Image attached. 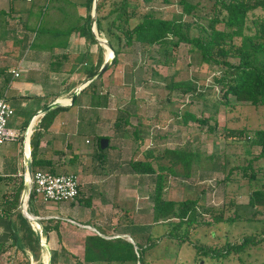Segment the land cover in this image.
Listing matches in <instances>:
<instances>
[{
  "label": "rangeland",
  "instance_id": "rangeland-1",
  "mask_svg": "<svg viewBox=\"0 0 264 264\" xmlns=\"http://www.w3.org/2000/svg\"><path fill=\"white\" fill-rule=\"evenodd\" d=\"M149 7L163 17L181 12V6L176 0H150L147 4L141 3L137 15H141ZM108 8L107 3L102 11L106 12ZM183 19L205 22L203 18L188 14H183ZM218 26L222 27V24ZM198 32L194 25L193 33ZM188 47L187 43L181 42L170 55H164L158 45L150 46L148 50L135 42L118 54V62L110 65L102 74L101 88L108 92L107 106L101 107L96 124L92 123L87 128L82 126L85 131L82 140L84 141V136L90 139L87 145L91 147V151L79 157L77 163H80L81 167L75 173L79 180H85L86 173L99 169L101 176L110 182L115 178L119 180V176L123 175L122 196L125 197L123 204L129 208L127 217L122 219L118 215L119 208L108 204L102 211L104 216L101 220L109 226L116 224L117 220L119 225H128L129 220L136 225H148L151 220L154 175L132 172L129 160L143 158L147 148L159 151L163 147H177L198 151L200 157L198 162L193 164L192 175L188 178L165 176L163 189V195L167 198H199V223L192 228V239L214 244L223 242L225 238L235 241L246 234L264 236L259 219L264 217V211L254 215V219H247L252 216L254 210L248 205V194L264 177V157L255 158L260 152V145L249 144L243 139L244 133L238 132L243 127L250 134L255 128H264V105L236 101L233 96L230 97L231 104L225 106L219 103V85L212 82V77L219 74L221 68L203 62L197 52L187 51ZM165 76L194 82L195 88L185 92L180 89L170 90L165 84ZM215 106L218 112L214 114ZM184 111L195 113L197 116L213 113L216 125L212 131H208V124L200 126L192 119L185 123L182 120ZM127 113L129 123H122L120 127L114 126V119ZM213 120L210 119L209 123L213 124ZM137 122H140L142 131L141 141L135 137L133 131V125ZM99 134L111 137L110 145L103 151L106 154L104 165L92 157ZM67 157L57 156L54 159L56 171H63V166L68 167ZM249 161L251 167L243 169L242 166ZM252 172H255V177L249 182L248 178L252 177ZM15 177L17 182L21 175L17 174ZM15 182L0 181V195L3 191L10 192L8 187ZM84 188L82 184L80 194ZM37 196L39 201L43 200L41 195ZM39 201L36 203L38 212L42 215L52 211L58 212L60 209V205L54 204V201ZM218 212L222 213L223 218L236 214L241 218L230 224H203V220H211L212 215ZM66 222L70 229L78 227L71 220ZM156 229L163 233L167 228L159 224ZM145 231L147 229L142 232ZM1 232L0 227V234ZM42 237L45 239V236ZM136 240L143 244L144 235L137 236ZM161 240L146 250L149 264H261L264 261V239L259 245H253L249 249L250 255L242 254L243 261L236 256L222 261L212 259L208 255H198L192 244L187 242L178 247L175 239L162 236ZM51 242L46 240L43 245L49 244V249L57 250V264H74L75 254L72 251L60 246L55 236ZM12 251L13 248H7L0 253V264H16L11 261ZM44 253L46 259L49 253ZM44 263H47V260H44ZM30 264L35 262L31 261ZM128 264L138 262L134 260Z\"/></svg>",
  "mask_w": 264,
  "mask_h": 264
},
{
  "label": "trees",
  "instance_id": "trees-1",
  "mask_svg": "<svg viewBox=\"0 0 264 264\" xmlns=\"http://www.w3.org/2000/svg\"><path fill=\"white\" fill-rule=\"evenodd\" d=\"M93 0H87L88 14L83 22L74 26L80 34L85 36L88 42H96L97 39L91 28L90 9ZM181 6L179 14H173L170 17L157 15L152 8H147L141 15H137V9L141 3L147 4L150 0H97L96 3V30L99 36H103L112 45L114 56L110 65L118 62V54L127 46L135 42L149 50L150 46L158 45L164 55H170L176 50L181 42L189 45L187 51L197 52L200 60L207 64H213L221 68L219 74L212 77V82L219 85L220 98L219 103L225 106L231 104L230 97L233 96L236 101L247 102L253 105H264V0H176ZM109 5L106 12H103L105 5ZM183 14L196 16L205 19V22L196 20L190 21L183 19ZM41 16H39L40 19ZM134 20V21H132ZM222 24V27L218 25ZM197 27L198 33H193V26ZM89 45V44H88ZM103 47L99 46L97 59L83 70L84 77L77 82L84 81L87 77L93 75L104 61ZM167 63V60L165 61ZM109 65V67H110ZM103 74V73H102ZM102 74L91 81H88L79 90L75 96L73 105L77 102L79 95L87 94L98 100L99 106H106L108 100L107 90L103 91ZM166 86L170 90L180 89L182 91L194 90L195 83L183 79H173L172 76L163 77ZM11 79L10 73H4L3 85H6ZM76 83V81H75ZM75 83L71 84L75 85ZM74 90H69L68 96H72ZM62 93H59L60 96ZM65 94V92L63 93ZM0 95H4L3 93ZM46 105L43 104V106ZM68 105H58L38 116L36 125L30 134V155L31 167L35 169H48L52 172H73L75 173V161L78 156L73 154L68 160V167L63 166V171H56L55 160L42 153L40 142L52 122L56 111L68 108ZM214 114L218 112L215 106ZM35 113V112H34ZM208 116H197L195 113L184 111L182 114L183 122L189 119L196 121L198 125L208 124V131H212L216 125L214 114ZM128 113L125 116H117L114 119V126L120 127L121 124H127ZM214 119L213 124L209 123ZM135 137L142 140V131L140 122L133 125ZM244 133L243 139L249 144H259L260 152L257 157H264V128H255L251 133L243 127L238 130ZM103 137L99 134L94 147L92 157L98 160L99 164L105 163L106 154L103 153L110 145L105 148L100 147L99 140ZM60 150L58 154L63 153ZM61 156V155H60ZM199 152L177 147H163L156 151L155 148H147L144 151L143 158L130 159L129 165L134 173L153 174V194H152V222L148 225H136L129 220L125 228L132 231H142L147 229L148 236L145 244L136 242L134 244L122 237L116 239L105 238L104 236L93 233L87 234L84 239L82 260L76 258V264H91L95 261H137L138 264H149L146 258V250L155 246L160 238L150 233L149 229L154 223H162L167 229L163 237L175 239L176 245L180 247L187 242L192 244L198 255H208L210 258L233 259L236 256L243 261L242 254L250 255L249 249L253 245H259L264 236L256 237L253 234L243 235L240 239L230 241L225 238L223 242L214 244H205L191 237L192 228L198 225L199 198L185 197L182 199L167 198L163 195L165 176H179L188 178L192 175L194 162L199 160ZM252 161V159H251ZM251 161L242 168L251 167ZM241 167V166H239ZM95 172L100 171L93 169ZM92 170V171H93ZM231 171V170H230ZM254 171V170H253ZM17 170L13 168L0 174V181H14ZM255 172H252V177ZM24 185V178L21 175L14 185L8 187L10 192L3 191L0 195V253L7 248H13L11 261L16 264H57V250L47 249L41 244L35 228L39 226L42 236L48 239V232L55 230L60 236L61 219L57 217H43L38 212V196L30 191L26 211L28 214L38 216L36 221L28 219L19 208V199ZM78 186V195H82ZM80 194V195H79ZM89 200V199H88ZM86 200L85 203H89ZM43 201V200H41ZM39 201V202H41ZM48 201V200H47ZM248 205L252 207V216L247 219H254L258 212L264 211V177L259 184L253 186L248 194ZM129 208L123 210L126 215ZM175 218V220L173 219ZM241 218L238 214L222 217L218 212L212 215L211 220H203V224L214 225L219 222L232 223ZM262 223L261 231L264 232V217L259 218ZM129 224H132L130 226ZM49 255L44 260L43 253ZM47 253H44L46 255ZM21 255V257H19ZM13 264V263H12ZM264 264V261L261 263Z\"/></svg>",
  "mask_w": 264,
  "mask_h": 264
},
{
  "label": "crops",
  "instance_id": "crops-1",
  "mask_svg": "<svg viewBox=\"0 0 264 264\" xmlns=\"http://www.w3.org/2000/svg\"><path fill=\"white\" fill-rule=\"evenodd\" d=\"M92 11L91 6V16ZM87 14V0H0V94L3 93L14 108L7 126L18 131L16 139L6 140L1 146L0 174L16 168V175L20 174L24 178L26 157L30 155L31 134H26L25 131L27 126H30L31 132L33 131L39 116L34 117L36 111L43 107V104L54 100L69 107L56 111L40 142L42 153L52 159L60 155L68 156L67 160L75 154L79 160L85 152L91 151V147L87 145L90 139L84 136V141L82 140V134L85 133L82 126L87 128L92 123L96 124L100 109L105 106H99L97 98L93 96L89 98L87 94L79 95L77 102L70 105L71 96L67 95L69 90H75L83 82L81 81L84 77L83 70L89 65V60L94 62L97 59L99 46L104 49V58L108 53L105 44L99 41V38L105 40L106 38L98 35L96 19L93 25L97 35L96 42H88L79 30L74 29V26L83 22ZM12 68H18V76L12 75L10 71ZM4 73L11 74V79L6 85H3ZM79 79L80 82H77ZM73 83L75 85L71 86ZM59 93L62 94L58 96ZM60 150H63V153L58 154ZM77 160L74 166L76 171L81 167ZM85 177V180H79L85 191L83 189L82 195L74 199L76 201L55 202L54 204L60 205L58 212L52 211L42 215L46 218L61 219L60 236L58 237L55 230H51L48 232V239L44 237V240L52 243L51 239L55 236L60 246L77 254L76 257L80 260L87 234L98 233L112 239L122 237L128 241L130 237L134 247H137L136 237L144 235L146 242L148 231H132L125 228L124 223L119 225L118 220L116 224L109 226L101 220L104 216L102 211L108 204L119 208L118 215L122 219L127 217L123 214V210L128 208L123 204L125 201V197L122 196L123 175L119 176V180L115 178L110 182L101 176V171L93 170L86 173ZM86 200L89 203H85ZM150 211L152 222V207ZM66 220H71L78 227L68 228ZM159 224L162 223H154L149 229L152 235H160L157 242L162 241L164 233L156 229ZM73 262L76 264V258ZM129 262L131 261L99 260L91 264Z\"/></svg>",
  "mask_w": 264,
  "mask_h": 264
},
{
  "label": "built area",
  "instance_id": "built-area-1",
  "mask_svg": "<svg viewBox=\"0 0 264 264\" xmlns=\"http://www.w3.org/2000/svg\"><path fill=\"white\" fill-rule=\"evenodd\" d=\"M12 75L18 76V68L10 69ZM14 113V108L6 100L4 95H0V153L1 146L6 140L16 139L18 131L10 129L7 126L10 116ZM26 134L31 133L30 126H27ZM24 178L29 181V193L35 192L41 195L43 200L54 202H69L78 195V186L80 184L78 175L73 172H52L48 169L31 170L28 174L24 171Z\"/></svg>",
  "mask_w": 264,
  "mask_h": 264
},
{
  "label": "water",
  "instance_id": "water-1",
  "mask_svg": "<svg viewBox=\"0 0 264 264\" xmlns=\"http://www.w3.org/2000/svg\"><path fill=\"white\" fill-rule=\"evenodd\" d=\"M96 3H97V0H93V5H92L93 11H92V16H91V24H92V30L94 31V33H95V29H94L93 25H94V22H95V19H96ZM95 35H96V33H95ZM99 41L105 44V46L108 48V53L105 56L104 61L101 64V66L98 68V70L93 75L87 77L74 90V92H73V94L71 96V103L73 102V100H74L75 96L77 95V93L79 92V90L84 86V84L87 83L88 81H91L92 79L100 76L109 67V65L112 62V58L114 56V49H113L112 45L107 41V39L105 40V39L99 38ZM58 105H62L61 102H59L58 100H54V101L44 105L43 107H41L39 110H37L35 115H34V117H37L38 115H41V114L45 113L46 111H48V110H50L52 108H55ZM34 117H33V119H34ZM99 143H100V147L101 148H105L109 144V139L107 137L103 136V137L100 138ZM31 170H32V167H31V156L28 155L26 157V171H27L28 174H30ZM29 187H30L29 181L24 178V185H23V189H22V192H21V195H20V199H19V208H20L21 212L28 219L36 221L38 219V216H35V215H32V214H28L27 211H26L27 199H28V196H29ZM35 231H36V234H37L41 244H44L45 240L42 238L41 228L39 226H37L35 228ZM129 240L131 242H133L130 237H129ZM45 245H46V248L49 250V248H50L49 245L48 244H45Z\"/></svg>",
  "mask_w": 264,
  "mask_h": 264
},
{
  "label": "bare ground",
  "instance_id": "bare-ground-1",
  "mask_svg": "<svg viewBox=\"0 0 264 264\" xmlns=\"http://www.w3.org/2000/svg\"><path fill=\"white\" fill-rule=\"evenodd\" d=\"M107 52H108V48H107ZM44 257V256H43ZM44 260V259H43Z\"/></svg>",
  "mask_w": 264,
  "mask_h": 264
}]
</instances>
